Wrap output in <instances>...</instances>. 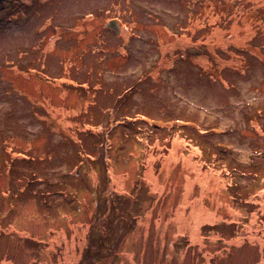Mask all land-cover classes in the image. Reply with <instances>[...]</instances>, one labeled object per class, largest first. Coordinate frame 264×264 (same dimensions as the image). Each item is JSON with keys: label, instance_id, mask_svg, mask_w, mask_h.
I'll return each instance as SVG.
<instances>
[{"label": "rangeland", "instance_id": "obj_1", "mask_svg": "<svg viewBox=\"0 0 264 264\" xmlns=\"http://www.w3.org/2000/svg\"><path fill=\"white\" fill-rule=\"evenodd\" d=\"M0 264H264V0H0Z\"/></svg>", "mask_w": 264, "mask_h": 264}, {"label": "water", "instance_id": "obj_2", "mask_svg": "<svg viewBox=\"0 0 264 264\" xmlns=\"http://www.w3.org/2000/svg\"><path fill=\"white\" fill-rule=\"evenodd\" d=\"M106 27H107L108 29L114 31L115 33H119L117 23H116L114 20L110 21V22L106 25Z\"/></svg>", "mask_w": 264, "mask_h": 264}]
</instances>
